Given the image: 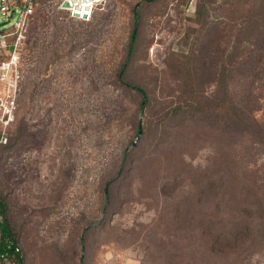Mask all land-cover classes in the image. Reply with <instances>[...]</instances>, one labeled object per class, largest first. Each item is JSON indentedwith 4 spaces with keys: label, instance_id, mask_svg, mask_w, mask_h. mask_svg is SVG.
<instances>
[{
    "label": "rangeland",
    "instance_id": "374dc122",
    "mask_svg": "<svg viewBox=\"0 0 264 264\" xmlns=\"http://www.w3.org/2000/svg\"><path fill=\"white\" fill-rule=\"evenodd\" d=\"M56 3L37 0L17 118L0 145V196L23 264L205 263L188 177L212 147L173 139L166 112L177 100H211L223 65L235 96L237 74L255 66L264 122V30H243L249 17L264 19V0H107L88 21ZM122 63L147 106L118 79ZM248 253L236 264H264V249Z\"/></svg>",
    "mask_w": 264,
    "mask_h": 264
},
{
    "label": "trees",
    "instance_id": "16d2710c",
    "mask_svg": "<svg viewBox=\"0 0 264 264\" xmlns=\"http://www.w3.org/2000/svg\"><path fill=\"white\" fill-rule=\"evenodd\" d=\"M133 13L128 51L137 35L136 8ZM243 28L248 35L264 30V19L249 17ZM254 68L246 67L242 75L237 74L239 91L235 96L228 86L233 71L223 65L211 100H177L169 104L166 112L173 139L188 135L192 141L207 140L212 147L206 165L188 177V194L193 193L187 201L189 221L194 224L191 229L198 230L202 240V253L206 257L202 264H236L248 252L264 249V177L257 176L264 168V163H260V158L264 157V122L254 114L257 110L252 97L253 79L257 77ZM124 72L125 63H122L118 79L140 95V107L147 106L145 89L124 79ZM166 131L163 128L165 134ZM232 135L233 140H230ZM135 147L138 149V145ZM127 159L130 161L128 151L123 157L125 162ZM198 203L200 206L196 207ZM178 208L176 206L175 214ZM221 224L223 228H217ZM7 239L17 243L9 227L4 198L0 196V249ZM10 257L11 264H23L20 254Z\"/></svg>",
    "mask_w": 264,
    "mask_h": 264
},
{
    "label": "built area",
    "instance_id": "2783aa9c",
    "mask_svg": "<svg viewBox=\"0 0 264 264\" xmlns=\"http://www.w3.org/2000/svg\"><path fill=\"white\" fill-rule=\"evenodd\" d=\"M107 0H57L59 9L72 17L90 19L94 10ZM35 0H0V145L17 118L21 91V50L35 11ZM20 254L19 245L7 239L0 249V264Z\"/></svg>",
    "mask_w": 264,
    "mask_h": 264
},
{
    "label": "crops",
    "instance_id": "0c3cea01",
    "mask_svg": "<svg viewBox=\"0 0 264 264\" xmlns=\"http://www.w3.org/2000/svg\"><path fill=\"white\" fill-rule=\"evenodd\" d=\"M1 264H11V257L9 258V260L4 261V262H2Z\"/></svg>",
    "mask_w": 264,
    "mask_h": 264
},
{
    "label": "water",
    "instance_id": "95a60500",
    "mask_svg": "<svg viewBox=\"0 0 264 264\" xmlns=\"http://www.w3.org/2000/svg\"><path fill=\"white\" fill-rule=\"evenodd\" d=\"M141 127L139 126V128H138V132H137V135H140L141 134Z\"/></svg>",
    "mask_w": 264,
    "mask_h": 264
}]
</instances>
